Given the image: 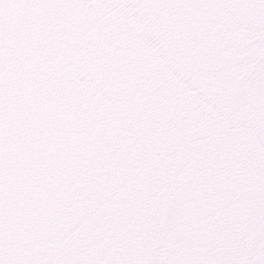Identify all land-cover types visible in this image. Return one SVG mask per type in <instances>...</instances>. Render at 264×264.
Here are the masks:
<instances>
[{
  "label": "snow or ice",
  "instance_id": "snow-or-ice-1",
  "mask_svg": "<svg viewBox=\"0 0 264 264\" xmlns=\"http://www.w3.org/2000/svg\"><path fill=\"white\" fill-rule=\"evenodd\" d=\"M0 264H264V0H0Z\"/></svg>",
  "mask_w": 264,
  "mask_h": 264
}]
</instances>
